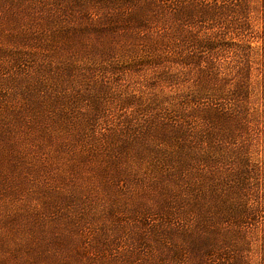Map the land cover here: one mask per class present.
Wrapping results in <instances>:
<instances>
[{
  "label": "rangeland",
  "instance_id": "374dc122",
  "mask_svg": "<svg viewBox=\"0 0 264 264\" xmlns=\"http://www.w3.org/2000/svg\"><path fill=\"white\" fill-rule=\"evenodd\" d=\"M0 264H264V0H0Z\"/></svg>",
  "mask_w": 264,
  "mask_h": 264
},
{
  "label": "trees",
  "instance_id": "16d2710c",
  "mask_svg": "<svg viewBox=\"0 0 264 264\" xmlns=\"http://www.w3.org/2000/svg\"><path fill=\"white\" fill-rule=\"evenodd\" d=\"M193 4L195 5V7H197L199 4L198 2H193ZM202 5V4H201ZM203 7V6H202ZM219 5L215 6V9H219ZM225 27V25L223 26V28ZM211 38V39H209ZM232 36L230 37L229 35H221V34H217V37H208V36H203L202 37H197L195 38L196 43L199 47H197L199 49V51H195L194 53H197V55L201 56V59H203V61H201V63L205 62V68H210L213 70H217L218 68H221V62L220 60H223L221 58V56H224V52L221 51L219 52V47H216L215 44H219V43H229V40H232ZM189 40V39H188ZM189 44V41H188ZM144 59V58H143ZM252 68L251 65H246L244 67V64L242 65V67L238 68L236 73L242 74V75H246V73L249 71V73L251 72ZM248 74V73H247ZM210 76V74H209ZM246 87L243 86H238V85H232L231 90L227 91L226 93V97H230L228 100H223V96L220 99H214L211 100L212 101V106H208L207 108H212L215 111H218L216 113V115L218 116V119L215 118V121H212L214 123V125H216L217 123H219L222 120H226L227 122L230 121V119H234L235 117V111H233V107H231L232 104V100L236 99L235 96H237L238 99H241L242 97L246 96ZM235 95V96H234ZM202 98V97H201ZM205 98H209V95L206 97H203V99ZM177 99V98H176ZM222 99V103L223 101H229L231 102V104H222L220 105V100ZM198 100H201L200 98H198ZM214 101V102H213ZM229 112V113H228ZM212 118V117H210ZM202 143L196 145L194 143V141L192 142V148L198 149L204 146L205 142L203 140H201Z\"/></svg>",
  "mask_w": 264,
  "mask_h": 264
}]
</instances>
